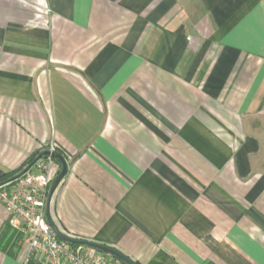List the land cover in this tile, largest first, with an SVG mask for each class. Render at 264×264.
<instances>
[{"label":"crops","instance_id":"obj_1","mask_svg":"<svg viewBox=\"0 0 264 264\" xmlns=\"http://www.w3.org/2000/svg\"><path fill=\"white\" fill-rule=\"evenodd\" d=\"M50 146L70 237L264 264V0H0V182Z\"/></svg>","mask_w":264,"mask_h":264},{"label":"built area","instance_id":"obj_2","mask_svg":"<svg viewBox=\"0 0 264 264\" xmlns=\"http://www.w3.org/2000/svg\"><path fill=\"white\" fill-rule=\"evenodd\" d=\"M37 11L38 19L49 14V10ZM45 151L58 149L50 146ZM54 164L51 157H42L0 188V203L8 215L10 231L7 251L24 252L22 264H121L93 248L70 245L57 238L47 218L49 191L56 178Z\"/></svg>","mask_w":264,"mask_h":264},{"label":"water","instance_id":"obj_3","mask_svg":"<svg viewBox=\"0 0 264 264\" xmlns=\"http://www.w3.org/2000/svg\"><path fill=\"white\" fill-rule=\"evenodd\" d=\"M42 157H51L52 159L58 160L61 163V171L52 183V186H51L50 191H49L48 204H47V218H48V221H49L51 227L53 228L54 232L56 233L57 238L61 242H65V243L70 244V245L86 246L89 248H93L99 252H102V253L110 256L111 258H113V259H115V260H117L123 264H136L130 258H128L127 256L123 255L122 253H120L119 251H117L113 248H110V247H107L104 245H99V244L93 243L91 241H86V240H82V239L68 237V236L64 235L63 233H61V231H59V229L56 227V225L53 223V221L51 219L50 205H51V201H52V198H53L56 190L58 189V187L60 186L62 181L65 179V177L67 176L68 165H67L65 158L61 154H59L57 152L44 151L30 166H32L38 159H40ZM27 169H25V171L22 174H24L27 171Z\"/></svg>","mask_w":264,"mask_h":264},{"label":"trees","instance_id":"obj_4","mask_svg":"<svg viewBox=\"0 0 264 264\" xmlns=\"http://www.w3.org/2000/svg\"><path fill=\"white\" fill-rule=\"evenodd\" d=\"M43 152H39L38 153V155L31 161V163H30V165L42 154ZM57 153H59V154H61L60 152H58L57 151ZM62 155V154H61ZM63 156V155H62ZM64 157V156H63ZM54 162L56 163V164H58L59 166H61V163L58 161V160H54ZM29 165V166H30ZM25 171V170H24ZM23 171V172H24ZM60 171L61 170H59L58 171V173L56 174V177H57V175L60 173ZM22 172V173H23ZM22 173H20L19 175H17V176H14V177H10V178H8V179H6V180H4L3 182H0V188L1 187H3L4 185H6V184H8V183H10V182H12V181H14L16 178H18L19 176H21V174ZM9 239H10V231H9V228L8 227H6V229L3 231V233L1 234V236H0V248L2 249V250H6L7 249V246H8V243H9ZM108 256V255H107ZM121 263V262H120ZM136 263V262H135ZM121 264H123V263H121ZM136 264H139V263H136Z\"/></svg>","mask_w":264,"mask_h":264},{"label":"rangeland","instance_id":"obj_5","mask_svg":"<svg viewBox=\"0 0 264 264\" xmlns=\"http://www.w3.org/2000/svg\"><path fill=\"white\" fill-rule=\"evenodd\" d=\"M44 150H45V148H44ZM61 170V169H60Z\"/></svg>","mask_w":264,"mask_h":264}]
</instances>
